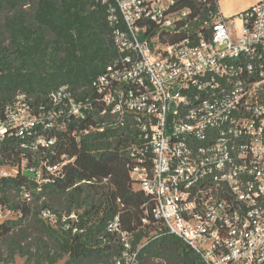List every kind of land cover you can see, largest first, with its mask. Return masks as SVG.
<instances>
[{
  "label": "built area",
  "instance_id": "1",
  "mask_svg": "<svg viewBox=\"0 0 264 264\" xmlns=\"http://www.w3.org/2000/svg\"><path fill=\"white\" fill-rule=\"evenodd\" d=\"M93 1L106 9L117 52L94 83L101 114L137 130L129 176L153 202V217L205 264H264V0L229 18L220 0H193L207 10L215 3L216 12L206 29L192 33L189 25L198 20L192 0ZM50 101L52 108L37 114L23 97L7 106L0 142L8 134L25 137L21 148L32 157L52 150L57 137L38 130H61L88 106L66 87ZM27 160L0 177L20 170L40 183L61 174L64 164L26 168ZM24 199L31 201L28 193ZM19 217L0 203V223ZM39 217L82 233L74 213L44 209ZM107 230L122 248L113 264H139L117 217Z\"/></svg>",
  "mask_w": 264,
  "mask_h": 264
},
{
  "label": "trees",
  "instance_id": "2",
  "mask_svg": "<svg viewBox=\"0 0 264 264\" xmlns=\"http://www.w3.org/2000/svg\"><path fill=\"white\" fill-rule=\"evenodd\" d=\"M188 5L198 16L188 31L206 29L215 3L208 10L193 0ZM184 36L181 32L171 41ZM116 59L106 9L93 0H0V120L18 97L36 114L48 111L50 95L61 87L88 106L82 116L68 117L61 130H38L39 135L57 137L50 151L32 157L21 148L27 139L9 134L0 142V167L20 166L22 157L28 159L26 168L64 163L61 174L40 183L20 170L14 177H0V203L20 213L16 220L0 223L4 264L15 253L29 256L24 246L30 235L29 247H51L52 255L46 253L49 264H113L122 248L107 228L116 217L131 237L139 264H205L153 217V202L130 178L135 127L126 121L122 128L114 117L101 114L105 106L94 83ZM44 209L74 213L82 233L51 227L39 217Z\"/></svg>",
  "mask_w": 264,
  "mask_h": 264
},
{
  "label": "rangeland",
  "instance_id": "3",
  "mask_svg": "<svg viewBox=\"0 0 264 264\" xmlns=\"http://www.w3.org/2000/svg\"><path fill=\"white\" fill-rule=\"evenodd\" d=\"M229 1H232V0H220V3H219L220 11L225 18L232 17L231 15L226 14L225 4ZM0 168H3V169H0V172L1 170L6 171L7 173H9L10 171L9 166H1ZM33 237L34 236L30 235V238L27 240V243H30L29 245L33 244V242L31 241ZM27 243H25L24 249L26 251L28 250V253L31 259L27 260V257L29 256H22L19 253H15L12 259L8 262V264H49L46 258V253H49V255H52L50 254L52 252V249L50 246H48L47 249L42 248L41 246L38 248L35 245L29 247L28 245H26ZM2 250H3L1 251V254L3 255L2 259L4 260L6 259L7 252L4 247H2ZM2 259L0 260V264H4ZM62 263H63V260H59L55 264H62Z\"/></svg>",
  "mask_w": 264,
  "mask_h": 264
},
{
  "label": "crops",
  "instance_id": "4",
  "mask_svg": "<svg viewBox=\"0 0 264 264\" xmlns=\"http://www.w3.org/2000/svg\"><path fill=\"white\" fill-rule=\"evenodd\" d=\"M261 0H232L225 4L226 14L231 16L246 10Z\"/></svg>",
  "mask_w": 264,
  "mask_h": 264
},
{
  "label": "water",
  "instance_id": "5",
  "mask_svg": "<svg viewBox=\"0 0 264 264\" xmlns=\"http://www.w3.org/2000/svg\"><path fill=\"white\" fill-rule=\"evenodd\" d=\"M168 119H169V122H170V120H171V117H169ZM168 132H171V130L169 129V130H168Z\"/></svg>",
  "mask_w": 264,
  "mask_h": 264
}]
</instances>
